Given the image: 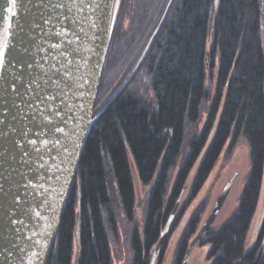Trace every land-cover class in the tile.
<instances>
[{"label": "trees", "instance_id": "obj_1", "mask_svg": "<svg viewBox=\"0 0 264 264\" xmlns=\"http://www.w3.org/2000/svg\"><path fill=\"white\" fill-rule=\"evenodd\" d=\"M167 3H157V21L149 29L151 34L156 30L144 62V72L150 76V104L125 90L133 89L128 85L93 123L46 264H73L77 244L79 264H113L111 244L117 238L118 211L129 229V264H149L199 159L157 259V264L162 263L170 233L203 187L223 147L228 143L231 150L238 140L248 149L244 187L231 215L198 244L208 246V264H264V201L257 235L247 247L264 174V36L259 0H173L168 7ZM140 4L147 12L154 0ZM112 41L93 117L118 93L117 84H111L100 95L103 73L114 59ZM203 115L206 120L200 127ZM159 163L142 218L136 220L133 175L149 187ZM206 205L199 203L187 220L172 264H182Z\"/></svg>", "mask_w": 264, "mask_h": 264}, {"label": "water", "instance_id": "obj_2", "mask_svg": "<svg viewBox=\"0 0 264 264\" xmlns=\"http://www.w3.org/2000/svg\"><path fill=\"white\" fill-rule=\"evenodd\" d=\"M62 2L71 10L53 20V27L44 19L60 10L49 0H0V55L5 57L0 66V264L47 263L92 125L121 91L93 117L122 0H82L79 6ZM259 23L262 32L264 0H259ZM48 92L52 95L42 99ZM46 111L56 113L55 122L62 129L55 140L42 130ZM231 182L216 197L182 264L211 229ZM179 201L149 264H157ZM73 264H79L78 244Z\"/></svg>", "mask_w": 264, "mask_h": 264}, {"label": "rangeland", "instance_id": "obj_3", "mask_svg": "<svg viewBox=\"0 0 264 264\" xmlns=\"http://www.w3.org/2000/svg\"><path fill=\"white\" fill-rule=\"evenodd\" d=\"M140 1L141 0H124L123 2L122 0L112 34L113 50L111 54L112 58L114 59H111L112 62H110L109 67L106 68L105 72L103 73L101 84L102 93L100 95L103 96L105 89H107L111 84L115 86L117 84L118 89L116 90V92H119L120 90L124 91V88H126L128 85H132L133 89L130 88L125 90H127L129 93L131 92L133 95H135V97L137 95V97L144 99L143 102L147 106L151 101V99H149L151 92L148 84L150 76L147 75L146 72H144V62L150 52L153 40L156 35V30L153 32V34H151L149 30L150 24L152 25L154 21H157V17H154L156 5L158 2L162 4L163 0H154V4L152 5V7L148 8L147 12L146 6L140 4ZM172 1L173 0H168L166 6L168 7L169 4H172ZM153 18L155 19L153 20ZM160 19L158 20V22L160 21ZM144 30H146L147 33L144 34ZM263 31L261 32V37L264 36L262 35ZM212 86V83L208 82L207 88L209 91L212 90ZM110 95L112 96V93ZM110 95L109 97H111ZM115 95L116 93L111 98L113 99ZM112 99L108 98L106 100L107 103L103 104V106L109 104ZM110 104L108 105V107L110 106ZM204 120H206V115L202 116V123L200 124V127L204 125ZM184 155H186V153L181 154V159ZM198 163L199 159L194 164L193 169L191 170L189 177L186 180V185L183 193H181L182 196H180V201L176 213L185 200L190 183L194 178ZM248 170L249 162L248 149L246 144L242 140H238L235 146L231 150H228V143H226L215 165L210 171L203 187L198 192V195L190 205V208L186 210L181 221L177 226H175L172 233H170L162 263L160 264H172L174 251L177 241L182 233V229L197 205L201 202H205L207 204L206 212L200 224L201 227L202 223L209 214L216 197L230 180H232V182L229 188L228 195L211 228L218 227L231 215L244 187ZM262 183L263 184L260 193L259 205L256 211V215L251 223L250 231L248 233L247 247H251V245L253 244L261 222V214L264 201V174ZM133 187L135 192L134 214L136 220L138 219L140 221L143 214V208L145 204L144 202L146 200L145 198V200L143 201L144 194L149 187L144 188L139 180L135 177V175H133ZM113 204L115 209L118 210L116 200L115 203L113 202ZM117 215V238L114 239L113 243L111 244L112 261L113 264H129L130 254L126 239L127 231L129 229L125 224L124 217L120 214L119 211L117 212ZM208 250L209 248L206 244L197 243L190 253L187 264H208Z\"/></svg>", "mask_w": 264, "mask_h": 264}, {"label": "snow or ice", "instance_id": "obj_4", "mask_svg": "<svg viewBox=\"0 0 264 264\" xmlns=\"http://www.w3.org/2000/svg\"><path fill=\"white\" fill-rule=\"evenodd\" d=\"M71 2L79 6V4L82 3V0H71ZM49 3L53 9H58L60 11L57 12V14L52 18H45L44 19L45 24L53 23V20L59 21L60 15H66V12L71 10L67 4L62 2V0H56L55 3H52L51 0H49ZM87 6L91 7V4H88ZM53 27H55L54 23H53ZM4 62H5V57L3 55H0V66H3ZM32 90L35 91V89ZM47 95H52V93L51 92L46 93L45 97H42V99H45ZM42 116H43L42 130L46 129L47 130L46 135H48L51 139L53 140L57 139L56 133L58 131H62V129H60L59 125L55 122L56 113L46 111L42 114ZM49 117H52V119H48Z\"/></svg>", "mask_w": 264, "mask_h": 264}]
</instances>
